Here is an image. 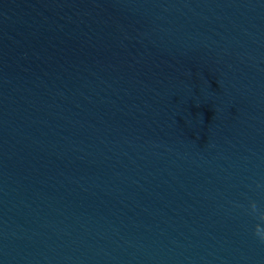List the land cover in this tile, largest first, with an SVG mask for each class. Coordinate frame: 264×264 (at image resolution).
Instances as JSON below:
<instances>
[{
  "label": "water",
  "instance_id": "1",
  "mask_svg": "<svg viewBox=\"0 0 264 264\" xmlns=\"http://www.w3.org/2000/svg\"><path fill=\"white\" fill-rule=\"evenodd\" d=\"M258 227L264 0H0V264H264Z\"/></svg>",
  "mask_w": 264,
  "mask_h": 264
},
{
  "label": "clouds",
  "instance_id": "2",
  "mask_svg": "<svg viewBox=\"0 0 264 264\" xmlns=\"http://www.w3.org/2000/svg\"><path fill=\"white\" fill-rule=\"evenodd\" d=\"M256 209V206H255ZM254 209V211H255ZM256 234L261 237L262 240H264V230H261L259 227L257 228Z\"/></svg>",
  "mask_w": 264,
  "mask_h": 264
}]
</instances>
